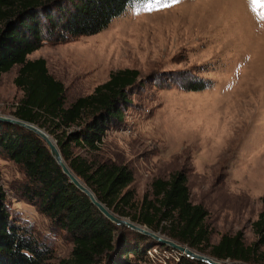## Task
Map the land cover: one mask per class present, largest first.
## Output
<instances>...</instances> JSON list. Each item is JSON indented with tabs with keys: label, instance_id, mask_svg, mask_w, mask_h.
<instances>
[{
	"label": "rangeland",
	"instance_id": "374dc122",
	"mask_svg": "<svg viewBox=\"0 0 264 264\" xmlns=\"http://www.w3.org/2000/svg\"><path fill=\"white\" fill-rule=\"evenodd\" d=\"M151 2L152 11L144 0L134 2L99 31L44 42L27 57L46 59L64 83L65 104L92 92L113 70L132 67L142 78L152 75L156 81L134 89L123 121L106 130L98 150L71 149L92 161L126 164L135 207L153 179L186 170L190 199L207 209L210 231L205 250L193 249L208 254L222 233L238 230L249 244L256 238L252 221L264 208V9L254 11L251 0ZM17 69L0 73L1 114L13 115L22 95L13 82ZM190 77L209 81L200 89L182 88ZM23 175L0 155V189L11 212L52 247L55 260L69 256L71 239L51 231L49 218L10 188ZM149 249L141 264H175L180 254L158 243Z\"/></svg>",
	"mask_w": 264,
	"mask_h": 264
},
{
	"label": "trees",
	"instance_id": "16d2710c",
	"mask_svg": "<svg viewBox=\"0 0 264 264\" xmlns=\"http://www.w3.org/2000/svg\"><path fill=\"white\" fill-rule=\"evenodd\" d=\"M138 1L143 0H0V73L18 64L13 82L22 95L12 114L55 134L64 160L98 200L120 216L161 229L203 252L201 245L208 244L210 233L205 223L207 209L191 201L186 170L153 179L150 192L135 207L128 188L133 172L126 164L92 161L71 149L81 145L98 150L106 130L123 121L134 89L155 80L152 75L142 78L136 68H119L92 92L65 104L64 83L48 70L46 59L27 57L44 42L57 43L99 31ZM208 81L190 77L180 86L200 89ZM0 155L12 159L24 174L11 184L14 194L45 214L51 231H63L72 241L69 256L55 260L52 247L11 212L0 189V264H141L149 259L147 250L156 241L106 217L69 180L35 132L0 120ZM261 201L264 206V194ZM252 229L256 238L249 244L241 230L222 233L210 244L208 254L221 260L264 264V208L252 221ZM175 264L209 263L180 253Z\"/></svg>",
	"mask_w": 264,
	"mask_h": 264
},
{
	"label": "water",
	"instance_id": "95a60500",
	"mask_svg": "<svg viewBox=\"0 0 264 264\" xmlns=\"http://www.w3.org/2000/svg\"><path fill=\"white\" fill-rule=\"evenodd\" d=\"M0 120L9 121L12 123H16L20 126L28 128L39 135L45 143L48 145L51 155L54 157L56 162L61 166L63 172L69 177V180L72 181L81 191L86 193L91 201L98 207V209L111 221L116 224H122L131 227L132 229L138 230L151 238H153L156 243L164 244L171 247L174 250H178L180 253H183L189 257L205 261L209 264H249L244 262H234L229 260H221L217 259L211 255L196 251L190 246L183 244L169 236H166L159 231H155L146 225H142L140 223L134 222L131 219L120 216L113 211H111L103 202L97 199L94 192L77 176L68 166L67 162L64 160L61 151L57 145L55 139H53L48 132H46L41 126L38 124L19 118L15 115H6L0 113Z\"/></svg>",
	"mask_w": 264,
	"mask_h": 264
},
{
	"label": "snow or ice",
	"instance_id": "6c2138e0",
	"mask_svg": "<svg viewBox=\"0 0 264 264\" xmlns=\"http://www.w3.org/2000/svg\"><path fill=\"white\" fill-rule=\"evenodd\" d=\"M144 3L146 5L145 10L152 11L153 5L151 0H144ZM252 5L254 6V11L256 9H264V0H251ZM160 7H167V5H161ZM261 18L264 19V13H260Z\"/></svg>",
	"mask_w": 264,
	"mask_h": 264
},
{
	"label": "built area",
	"instance_id": "2783aa9c",
	"mask_svg": "<svg viewBox=\"0 0 264 264\" xmlns=\"http://www.w3.org/2000/svg\"><path fill=\"white\" fill-rule=\"evenodd\" d=\"M147 251H148V253H150V254H151V250H150V249H148Z\"/></svg>",
	"mask_w": 264,
	"mask_h": 264
}]
</instances>
